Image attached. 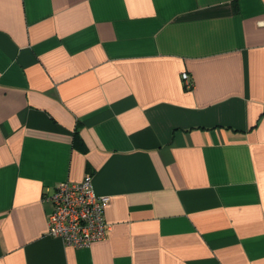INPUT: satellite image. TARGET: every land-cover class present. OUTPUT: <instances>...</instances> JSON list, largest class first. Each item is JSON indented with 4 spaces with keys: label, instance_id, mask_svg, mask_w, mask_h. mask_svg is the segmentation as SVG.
Wrapping results in <instances>:
<instances>
[{
    "label": "crops",
    "instance_id": "obj_1",
    "mask_svg": "<svg viewBox=\"0 0 264 264\" xmlns=\"http://www.w3.org/2000/svg\"><path fill=\"white\" fill-rule=\"evenodd\" d=\"M86 173L73 247L43 195ZM0 264H264V0H0Z\"/></svg>",
    "mask_w": 264,
    "mask_h": 264
},
{
    "label": "built area",
    "instance_id": "obj_2",
    "mask_svg": "<svg viewBox=\"0 0 264 264\" xmlns=\"http://www.w3.org/2000/svg\"><path fill=\"white\" fill-rule=\"evenodd\" d=\"M180 76L185 88L193 87L186 71ZM43 199L51 205L46 233L66 245L89 247L94 241L104 239L110 230L104 215L108 197L95 193L90 173L80 181H60L44 192Z\"/></svg>",
    "mask_w": 264,
    "mask_h": 264
}]
</instances>
